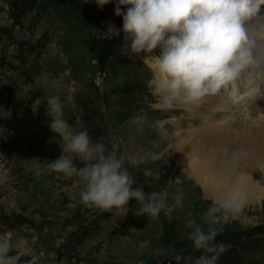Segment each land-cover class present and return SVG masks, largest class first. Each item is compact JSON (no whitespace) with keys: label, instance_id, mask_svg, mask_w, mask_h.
Here are the masks:
<instances>
[{"label":"rangeland","instance_id":"rangeland-1","mask_svg":"<svg viewBox=\"0 0 264 264\" xmlns=\"http://www.w3.org/2000/svg\"><path fill=\"white\" fill-rule=\"evenodd\" d=\"M80 1L87 17L66 23L54 10L39 6L15 24L0 3V216L15 215L21 221L10 223L12 228L0 221V236L14 241L10 254L16 264H169V245L198 256L185 223L199 220L211 204L199 184L207 185L208 179L202 176L198 182L189 172L181 174L180 167L190 160L195 169L208 161L221 165L220 159L231 154L206 151L201 143L186 140L177 153L176 136L187 135L186 129L175 130L171 141L161 139L154 124L163 121L173 132L174 122L190 119L188 114L150 108L155 101L147 81L155 72L154 61L125 46L115 3L101 8L96 0ZM53 95L61 97L74 130L86 129L93 141L117 143L118 155L142 158L141 164L125 165L137 186L167 193L170 205L179 188L183 206L153 219L135 215L134 199L128 209L108 211L80 202V182L47 168L62 154L60 137L49 127L46 98ZM136 117H143L142 122ZM153 154L160 158L153 160ZM144 167L158 169L160 179L145 184ZM253 167V173L260 172L264 162ZM258 172L244 175L252 176L264 193ZM222 227L216 239L231 247L217 264H264V199L248 203L241 218ZM145 242L147 247L140 248Z\"/></svg>","mask_w":264,"mask_h":264},{"label":"clouds","instance_id":"clouds-1","mask_svg":"<svg viewBox=\"0 0 264 264\" xmlns=\"http://www.w3.org/2000/svg\"><path fill=\"white\" fill-rule=\"evenodd\" d=\"M115 3L114 15L122 17L125 46L134 53H151L160 48L153 77L147 88L154 97L150 108L170 112L181 104L197 103L228 87L247 66L259 68L260 59L252 52L264 44V24L259 12L264 0H96L98 7ZM256 21L253 30L250 22ZM109 32H113L109 28ZM50 130L60 137L61 155L50 161L47 168L75 177L82 185L80 202L103 211L128 209L130 199L136 202L135 215L157 218L168 215L173 207L183 206V193L177 188L170 205L167 193L146 192L136 185L128 166L142 163V158L117 154L118 144L93 141L86 129L74 130L65 119L64 102L59 95L46 98ZM143 117H136L142 122ZM163 140L171 141L176 133L169 132L160 121L153 125ZM55 137L50 139V143ZM171 147V143H169ZM226 151V150H225ZM246 152L233 154L239 161ZM160 154H153L158 160ZM82 162L83 166H78ZM40 174V169L36 170ZM145 184L160 179L158 169L144 167ZM247 205L245 192L231 187L219 200H212L199 220L189 218L185 223L187 239L198 256L184 255L169 245V264H217L230 247L217 236L223 225L241 218ZM147 242L140 248H146ZM16 245L10 238L0 236V264H16Z\"/></svg>","mask_w":264,"mask_h":264},{"label":"bare ground","instance_id":"bare-ground-1","mask_svg":"<svg viewBox=\"0 0 264 264\" xmlns=\"http://www.w3.org/2000/svg\"><path fill=\"white\" fill-rule=\"evenodd\" d=\"M259 15L262 17L259 23L264 24V5L261 6ZM249 26L253 30L258 28L256 21L250 22ZM148 54L151 56L148 60L154 61L152 57L159 56L160 48ZM252 55L253 59H260L259 68L247 66L221 92L206 96L197 103L181 104L175 108L185 111L190 118H182L173 124L174 132L186 129L188 133L176 136L177 153L179 146L186 140L201 143L206 151L215 148L219 155L231 154L220 159L223 162L221 165L208 161L202 162L195 169V164L192 166L193 162L190 160L180 167L181 174L189 172L188 176H193L198 182L202 176L208 179L207 185L199 184L204 195L211 200L223 198V194L233 186L240 187L245 192L247 204L264 199V193L257 182L252 176L244 175V172L253 173L254 163L264 162V44L254 49ZM153 69L155 71V61ZM240 148V152H246L247 155L238 163L234 161L232 154ZM258 169L260 172L255 170L253 174L258 172L264 180V168Z\"/></svg>","mask_w":264,"mask_h":264},{"label":"trees","instance_id":"trees-1","mask_svg":"<svg viewBox=\"0 0 264 264\" xmlns=\"http://www.w3.org/2000/svg\"><path fill=\"white\" fill-rule=\"evenodd\" d=\"M0 3L7 7V17L13 23L18 24L28 13L32 12L36 7L44 9H52L56 13V17L63 19L65 23L67 19L77 20L86 18L84 5L80 0H0ZM68 16V17H67ZM90 23V22H89ZM11 218L2 214L0 221L2 225L9 226L10 223L20 225L19 217L13 215ZM14 221V222H13ZM9 228H12L9 226Z\"/></svg>","mask_w":264,"mask_h":264}]
</instances>
